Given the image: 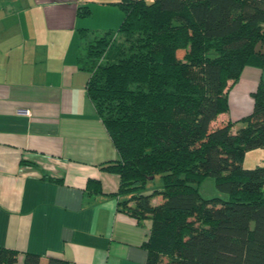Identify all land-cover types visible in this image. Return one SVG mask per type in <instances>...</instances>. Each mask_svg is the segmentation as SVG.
<instances>
[{
    "label": "trees",
    "instance_id": "1",
    "mask_svg": "<svg viewBox=\"0 0 264 264\" xmlns=\"http://www.w3.org/2000/svg\"><path fill=\"white\" fill-rule=\"evenodd\" d=\"M117 5L124 15L117 30L92 40L81 30L79 67L118 154L101 166L120 177L118 210L150 222L147 264H264V165L243 166L249 150L264 149V85L249 116L212 128L244 69L264 66V0ZM157 176L162 187L147 194ZM208 177L228 200L201 196ZM88 189L102 192L97 180ZM18 258L0 248V264ZM40 260L27 253L23 264Z\"/></svg>",
    "mask_w": 264,
    "mask_h": 264
},
{
    "label": "crops",
    "instance_id": "2",
    "mask_svg": "<svg viewBox=\"0 0 264 264\" xmlns=\"http://www.w3.org/2000/svg\"><path fill=\"white\" fill-rule=\"evenodd\" d=\"M122 1L0 0V248L18 264L27 253L40 264H147L150 222L118 210L120 177L101 169L118 154L79 67L81 30L91 40L117 30ZM261 84L264 66L246 67L212 128L249 116Z\"/></svg>",
    "mask_w": 264,
    "mask_h": 264
},
{
    "label": "rangeland",
    "instance_id": "3",
    "mask_svg": "<svg viewBox=\"0 0 264 264\" xmlns=\"http://www.w3.org/2000/svg\"><path fill=\"white\" fill-rule=\"evenodd\" d=\"M152 0H149L151 2ZM123 22V21H122ZM121 23H119L118 27ZM117 27V28H118ZM84 46V45H83ZM82 53L85 52L84 48H81ZM184 53L180 52L179 57L181 58ZM243 127L242 123H238L234 130L240 129ZM237 132V131H236ZM264 165V149H254L249 150L244 158L243 166L246 169H253L256 166ZM163 185L161 176H157L156 179L151 182L147 188L146 193L149 194L155 189L161 188ZM199 192L204 199H212V198H221L222 200H228V195L224 192H221L217 189L215 179L212 177H208L200 186ZM161 197H156L153 202L156 204L160 202Z\"/></svg>",
    "mask_w": 264,
    "mask_h": 264
},
{
    "label": "built area",
    "instance_id": "4",
    "mask_svg": "<svg viewBox=\"0 0 264 264\" xmlns=\"http://www.w3.org/2000/svg\"><path fill=\"white\" fill-rule=\"evenodd\" d=\"M18 113L21 115H30L31 114L29 110H20V111H18Z\"/></svg>",
    "mask_w": 264,
    "mask_h": 264
}]
</instances>
